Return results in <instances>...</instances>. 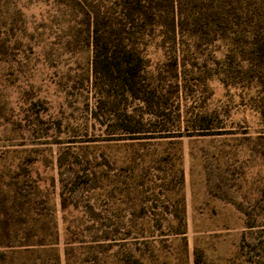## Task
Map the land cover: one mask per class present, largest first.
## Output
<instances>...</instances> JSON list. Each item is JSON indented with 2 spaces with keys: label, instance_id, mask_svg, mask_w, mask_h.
I'll use <instances>...</instances> for the list:
<instances>
[{
  "label": "rangeland",
  "instance_id": "1",
  "mask_svg": "<svg viewBox=\"0 0 264 264\" xmlns=\"http://www.w3.org/2000/svg\"><path fill=\"white\" fill-rule=\"evenodd\" d=\"M97 1L0 9V186L30 198L19 241L50 246L49 264H264V61L148 25L130 92L121 57L94 69Z\"/></svg>",
  "mask_w": 264,
  "mask_h": 264
},
{
  "label": "trees",
  "instance_id": "2",
  "mask_svg": "<svg viewBox=\"0 0 264 264\" xmlns=\"http://www.w3.org/2000/svg\"><path fill=\"white\" fill-rule=\"evenodd\" d=\"M6 2L0 0V9ZM70 2L74 4L75 0ZM88 16L94 69L99 73L98 67L107 69L110 56L121 57L120 62L124 65L121 74L130 92H136L135 83L140 72L134 59L135 42L148 25L159 29L158 36L165 42H178L179 31L187 32L194 40H203L214 31L215 38L223 40L232 49L244 42L241 49L243 59L259 58L264 61V0H98ZM8 24V18L1 12L2 60L5 59L10 40ZM110 49L112 52L109 53ZM116 69L119 72L118 65ZM5 105L6 102L0 99V126L8 130L6 124L9 117L4 112ZM13 184L15 182L10 183L11 189L7 193L0 186V264H49V258L42 253L48 252L50 246L43 241H19V226L28 224L29 220L17 215V211H22V204H26L30 198L22 193L18 184ZM17 199L20 200V207L16 206ZM3 213H6V218L1 216ZM22 253L26 256H18ZM49 253L51 259L55 256L61 263L60 255L54 251ZM69 260V257L66 258L65 264H69Z\"/></svg>",
  "mask_w": 264,
  "mask_h": 264
}]
</instances>
